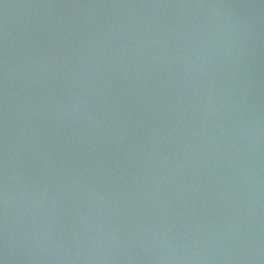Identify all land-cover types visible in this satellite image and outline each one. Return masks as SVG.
<instances>
[{
  "label": "water",
  "instance_id": "obj_1",
  "mask_svg": "<svg viewBox=\"0 0 264 264\" xmlns=\"http://www.w3.org/2000/svg\"><path fill=\"white\" fill-rule=\"evenodd\" d=\"M0 264H264V0H0Z\"/></svg>",
  "mask_w": 264,
  "mask_h": 264
}]
</instances>
